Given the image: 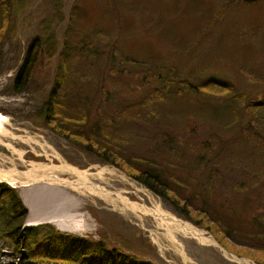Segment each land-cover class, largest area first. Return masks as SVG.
<instances>
[{"label": "rangeland", "instance_id": "1", "mask_svg": "<svg viewBox=\"0 0 264 264\" xmlns=\"http://www.w3.org/2000/svg\"><path fill=\"white\" fill-rule=\"evenodd\" d=\"M11 3V15L0 44V124L5 131L3 143L15 152L2 147L3 144L0 146V168L15 167L22 173L15 176L24 185L6 184L14 188L27 210L25 225L29 217L42 222L26 227L48 226L40 232L102 241L108 248H117L149 264H239L232 258L237 256L216 236L180 217L125 172L101 163L45 128L40 112L62 48L70 47L66 54L68 65L89 75L92 87L96 81L106 82L105 90L121 103L139 102L150 95L149 106L157 107L164 116L170 113L159 125L146 126L151 136L162 128L172 133L176 132L177 124L192 125L202 138L213 140L216 152L222 151L215 160V169L220 174L226 172L222 163L230 159L223 156L224 152H229L227 158L232 154L235 161L239 159L238 165H245L246 159L237 156L242 146L237 142L240 128L250 124L259 136L264 135L261 130L264 107L254 113L240 103L242 97L243 101L264 97V0L252 6L228 0H187L186 7L179 10L173 0H12ZM76 4L79 8L73 16L71 10ZM33 38L42 44L37 65L27 87L15 93L12 82ZM91 39L99 52L107 51V54L109 48L116 51L109 61L111 64L107 65L106 56L92 58L80 52L83 43ZM147 68L150 72H146ZM171 69L193 84L206 79L218 82L230 93H222L218 88L213 90L215 96L200 92L183 94L175 101L157 100L153 93L162 84L156 75L164 79ZM142 78L144 86L139 83ZM235 95L240 96V101ZM232 119L235 123L229 124ZM173 159L182 167L180 175L191 177L201 185L206 183V171L195 165L193 155L177 154ZM41 165L47 168L44 171L37 168L34 172L50 173L52 178L64 183L43 180L41 175H36L39 180L33 182L23 175L32 174L33 166ZM62 165L84 173L88 182L91 180L90 183L110 195L100 197L90 193L88 186L76 187L82 183L78 177L52 169ZM261 167L264 169V161ZM238 169L241 168L236 166L232 171L234 179L248 180L249 176L244 178V172ZM213 185L211 207L225 216L249 220L264 214V178L244 192L221 183L220 179ZM128 202L137 204L138 208L132 210ZM143 206L191 224L212 237L216 244L199 242L185 234L178 224L161 221L150 211H142ZM51 218L74 219L84 231L60 230L47 223ZM60 225L68 230L64 223ZM234 237L225 239L232 248L246 250L256 245L250 238ZM0 264L63 263L30 261L22 249L15 251L7 242L0 241Z\"/></svg>", "mask_w": 264, "mask_h": 264}, {"label": "trees", "instance_id": "2", "mask_svg": "<svg viewBox=\"0 0 264 264\" xmlns=\"http://www.w3.org/2000/svg\"><path fill=\"white\" fill-rule=\"evenodd\" d=\"M11 1L0 0V44L11 15ZM173 1L176 10L186 7L187 0ZM228 2L252 6L260 0ZM164 5L162 4L163 7ZM78 8L79 4L73 6V16L77 14ZM170 35L174 37V34ZM166 38L169 39L167 36ZM159 39L162 41L163 34L159 35ZM91 41L92 39L85 41L80 52L92 58L106 56L107 65L111 64L109 61L116 56V51L109 48L107 54V51L99 52ZM41 49L40 40L33 38L12 82L15 93H21L27 87ZM68 51H71L70 47L62 48L53 83L40 112L43 126L101 163L125 172L160 197L180 217L216 236L237 257L264 264V214H258L249 220L232 219L210 204L211 190L216 179L244 192L264 178V169L261 167L264 161V135L259 136L250 124L240 128L237 142L242 146L237 156L246 159L247 164L238 165L239 159L235 161V158H231L232 154L227 158L229 152H224L223 156L230 159L222 163V169L226 172L220 174L215 169V160L222 151L216 152L211 138H202L192 125L180 127L178 124L176 132L171 133L162 128L151 136L146 126L159 125L170 113L164 116L157 107L149 106L150 95L144 96L139 102L121 103L114 94L105 90L106 82L96 81L92 87L89 75L80 69L74 70L70 63L68 65ZM111 71L109 68L110 73ZM146 72L150 70L147 68ZM156 80L162 84V88L153 93L157 100L175 101L183 94L196 95L200 92H209L215 96L213 90L218 88L223 90L222 93H230L229 89L208 79L195 84L188 82L172 69L164 79L156 75ZM139 83L144 86V78ZM239 97L234 96L240 101ZM242 98L240 103L248 111L255 113L264 107L263 96L248 101H243ZM231 112L234 113V109ZM234 121L232 119L229 124L235 123ZM261 130L264 131V127ZM167 153H171V156ZM187 153L194 156L195 165L206 171L205 184H198L191 177L179 174L182 173V167L174 163L173 157L177 154L186 156ZM236 166L243 170L238 169L240 173L244 172V178L249 176L246 178L248 180L238 182L234 179L236 177L232 175V171ZM26 216L27 210L14 188L6 182L0 183V241L7 242L15 251L22 249L28 260L63 264H149L124 254L117 248H108L102 241L73 238L59 232H40L41 229L45 231L48 226L23 229ZM245 225L249 228L244 229ZM235 235L250 238L256 245L246 250L232 248L225 239H232Z\"/></svg>", "mask_w": 264, "mask_h": 264}, {"label": "bare ground", "instance_id": "3", "mask_svg": "<svg viewBox=\"0 0 264 264\" xmlns=\"http://www.w3.org/2000/svg\"><path fill=\"white\" fill-rule=\"evenodd\" d=\"M3 126L2 124H0V146H2V144L4 146L2 147H7V149H11L14 151L13 147L9 146V144H4L3 143V137H4V133L5 131L2 130ZM18 151V150H17ZM15 152V151H14ZM24 154V153H23ZM22 160V159H21ZM17 161V160H16ZM12 165V164H11ZM14 166V163L12 165V167ZM34 169L30 170L32 171V174L28 175V173H25L23 174L24 176H27L26 178L30 179L31 181H36V180H39L36 177V175H41L42 178H44L43 180H46V181H54V182H59V183H64L63 181L57 179V178H52L50 176V173H45V172H34V170H36L37 168L38 169H41L44 171L45 168H47L45 165H41V166H38V167H35L33 166ZM53 170H56V171H66V172H69V173H72L73 175H75L76 177H78V180H80L82 183L80 184H76L75 186L76 187H79V186H88L89 187V190H90V193H95L96 195L100 196L101 197V194H104V195H108V191H105L101 188H98L96 185L90 183V181L88 182V180H86V176L84 173H81L77 170H75L74 168H70L69 165H62L61 167L57 168L56 167H53L52 168ZM46 171V170H45ZM15 174H22L21 172H19L15 167L13 168H10V169H2L0 168V182H6L12 186H15V187H19L20 185H24V182H22L20 179H18ZM52 175V174H51ZM38 176V178H39ZM48 177H51L50 179ZM67 183V182H66ZM87 188V187H86ZM89 192V191H88ZM103 195V196H104ZM110 195V194H109ZM107 197V196H106ZM110 197V196H109ZM40 198V197H39ZM122 198V196H121ZM36 199V198H35ZM125 200V199H124ZM127 200V199H126ZM40 201V200H39ZM55 201V200H54ZM56 201L57 198H56ZM42 202V200L40 201ZM48 202V201H47ZM51 202V201H50ZM45 203V202H44ZM57 203V202H56ZM61 203V202H60ZM128 206L132 209V210H136L138 208L137 204L135 203H127ZM39 205V204H38ZM48 205V203H47ZM60 205V204H59ZM45 206V205H44ZM52 206V205H51ZM33 208V207H31ZM154 209V208H153ZM142 211H150V213L154 216V217H158L161 219H165V221L167 220L168 222H171L173 224H178L179 227L181 228V230L191 236L192 238L198 240L199 242L201 243H204V244H216L215 240L212 239V237L206 235L202 230L192 226L191 224L187 223V222H184L182 220H179V219H176L174 218L171 214L169 215V213H162L161 211H154L151 209H147L145 206H143V208L141 209ZM139 211V210H138ZM33 214V213H32ZM150 214V215H151ZM61 219V218H60ZM63 219V218H62ZM64 220V219H63ZM74 220V219H73ZM73 220H64V221H61L59 219H56V218H51V220H47V223H51L53 225H56L58 226V228L60 230H63V231H68L70 232V230H75L77 232H81V231H84L82 230V226L79 227V225H77L76 221L73 222ZM164 221V220H163ZM66 225V228H68V230H64L63 228H61V225L60 224H63V223ZM78 222V221H77ZM45 223V222H44ZM39 224H42L39 223V221H36V220H32L30 219V217L28 218L27 222H26V226H35V225H39ZM81 224V223H80ZM72 232V231H71ZM232 258L238 262L239 264H253L251 263L250 261L246 260V259H239L237 257H235L234 255H232Z\"/></svg>", "mask_w": 264, "mask_h": 264}, {"label": "water", "instance_id": "4", "mask_svg": "<svg viewBox=\"0 0 264 264\" xmlns=\"http://www.w3.org/2000/svg\"><path fill=\"white\" fill-rule=\"evenodd\" d=\"M24 227H26V226H24ZM226 251V250H225ZM227 253H229L228 251H226ZM229 254H231V253H229Z\"/></svg>", "mask_w": 264, "mask_h": 264}]
</instances>
